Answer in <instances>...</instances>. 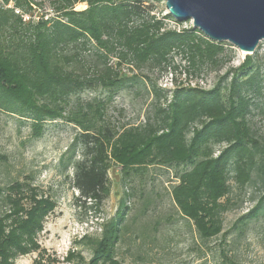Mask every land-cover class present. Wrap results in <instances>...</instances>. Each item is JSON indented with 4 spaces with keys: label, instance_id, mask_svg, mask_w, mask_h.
<instances>
[{
    "label": "trees",
    "instance_id": "1",
    "mask_svg": "<svg viewBox=\"0 0 264 264\" xmlns=\"http://www.w3.org/2000/svg\"><path fill=\"white\" fill-rule=\"evenodd\" d=\"M50 3L51 16L42 14L28 22L0 5V111L30 122L32 138L41 136L47 121L57 119L79 129L58 163L64 170L73 169L78 207H100L110 192L112 162L124 178L133 180L150 167L188 165L170 195L179 215L202 241L222 231L221 215L228 209L222 199L230 192V171L236 186L252 185L262 191L234 227L242 229L264 216V144L255 139L248 120L263 83L262 67L254 56L247 55L232 69L226 87L220 83L228 74L208 90L176 88L168 100L166 92L151 84L149 93L156 98L153 113L143 123L117 131L99 122L103 114L99 100L78 104L65 114L69 97L97 87L112 92L140 84L144 80L122 74L121 65L167 64L173 51L186 55L192 66L216 64L224 43L208 40L196 28L161 31L163 21L150 14L145 0ZM78 3L86 8L74 9ZM220 145L225 148L214 156L215 146ZM0 159L6 156L0 154ZM28 179L0 186V264H12L17 256L37 248L36 233L55 205ZM127 210L122 202L115 215L101 223L97 236L86 233L75 242L92 250L83 264H122L115 252L128 230ZM223 243L220 264H237ZM74 257H80L79 251L70 253V260Z\"/></svg>",
    "mask_w": 264,
    "mask_h": 264
},
{
    "label": "rangeland",
    "instance_id": "2",
    "mask_svg": "<svg viewBox=\"0 0 264 264\" xmlns=\"http://www.w3.org/2000/svg\"><path fill=\"white\" fill-rule=\"evenodd\" d=\"M145 4L151 9V15L163 21L161 31L181 32L193 28L191 20L179 22L167 18L165 0H145ZM0 5L14 14L19 8L34 21L42 14H46L45 17L53 14L50 0H9L7 5L1 0ZM84 8L86 4L78 3L74 9ZM223 43L224 52L216 64L204 62L192 66L187 56L177 51L169 55L167 64L159 66L150 62L139 68L133 62L123 64L122 74L136 75L144 81L112 92L97 87L72 94L65 114L78 104L99 100L103 103L99 122L119 131L143 123L153 113L156 98L149 93L151 84L166 92L168 100L176 88L208 90L228 74L220 83L221 87H226L232 69L238 67L248 54L228 42ZM249 55L254 56L262 67L263 83L260 94L254 98L256 106L251 107L248 120L255 139L264 144V40ZM111 62L115 63L116 59ZM78 131L73 124L57 119L47 121L41 136L32 138L30 122L0 111V154L6 156L5 160L0 159V186L27 177L40 193L55 201L54 207L42 219L41 230L36 233L37 248L17 256L12 264H83L82 261H89L92 257L89 245L76 246L75 242L86 233L97 236L101 223L113 217L122 202L128 208V230L115 252L122 264H220L218 251L223 240L227 255L237 264H264V216L242 229L234 227L236 220L253 208L262 191L252 185L236 186L233 171L228 174L230 192L222 199L228 203V209L221 215L222 231L207 241H202L194 227L186 224L171 199V187L178 182V175L190 168L188 165L150 167L144 176L133 180L124 178L120 167L112 162L108 170L110 192L100 207H78L75 198L79 191L72 185L73 169L64 170L58 164ZM223 148L224 145L215 146L214 156ZM75 157H80L79 148ZM145 202L148 203L146 213L142 214ZM73 251H79L82 259L74 257L70 260Z\"/></svg>",
    "mask_w": 264,
    "mask_h": 264
},
{
    "label": "water",
    "instance_id": "3",
    "mask_svg": "<svg viewBox=\"0 0 264 264\" xmlns=\"http://www.w3.org/2000/svg\"><path fill=\"white\" fill-rule=\"evenodd\" d=\"M176 21H192L212 42L252 54L264 40V0H165Z\"/></svg>",
    "mask_w": 264,
    "mask_h": 264
},
{
    "label": "built area",
    "instance_id": "4",
    "mask_svg": "<svg viewBox=\"0 0 264 264\" xmlns=\"http://www.w3.org/2000/svg\"><path fill=\"white\" fill-rule=\"evenodd\" d=\"M1 1V0H0ZM3 3V2H2ZM8 4V3H7ZM7 4H4V5H7ZM16 10V14L19 15L22 19V21L24 22H28V21H34L33 20V17L31 15H28L26 13H23V12H20L19 8L15 9ZM38 20V17L37 19Z\"/></svg>",
    "mask_w": 264,
    "mask_h": 264
}]
</instances>
